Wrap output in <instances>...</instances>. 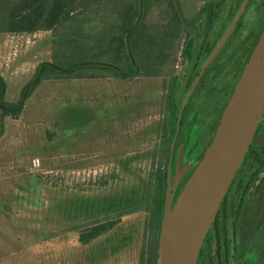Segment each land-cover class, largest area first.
<instances>
[{"label":"rangeland","instance_id":"rangeland-1","mask_svg":"<svg viewBox=\"0 0 264 264\" xmlns=\"http://www.w3.org/2000/svg\"><path fill=\"white\" fill-rule=\"evenodd\" d=\"M107 1L99 3L101 16L91 17L78 28V45L84 46L78 58L77 53L60 51L61 43L76 45L70 34L0 31V74L6 82L3 100L24 103L17 117L5 115L0 107V264H146V206L151 205L157 169L166 163L161 147L166 97L172 85L180 86L185 79L183 33L170 58L154 65L158 74L146 70L152 74L124 79L82 67L75 78L42 80L25 98L26 86L35 80L43 62L68 68L76 61L108 60L91 58L87 40L88 31L104 26L101 8L108 7L113 17L121 8L120 0ZM175 1L179 12L189 14L205 0ZM169 2L148 0L145 21L151 35L155 27L165 26V20L173 25ZM102 34L104 49L105 39L113 38L115 32ZM93 38L98 42V32ZM203 64L204 59L197 69L203 70ZM93 73L105 76L83 78ZM206 83L184 109L171 162L173 175L180 153L181 167L192 142L200 143L199 152L207 145L200 136L204 124H195L196 113H192L198 110ZM187 88L179 95L182 103ZM181 169L184 177L186 169ZM103 201L119 205L105 209L112 218L118 208L130 207L131 212L123 214L109 233L84 245L80 231L104 215L103 209L93 210L91 205Z\"/></svg>","mask_w":264,"mask_h":264},{"label":"flooded vegetation","instance_id":"flooded-vegetation-1","mask_svg":"<svg viewBox=\"0 0 264 264\" xmlns=\"http://www.w3.org/2000/svg\"><path fill=\"white\" fill-rule=\"evenodd\" d=\"M179 18L181 23L177 25L180 35H184L186 59L185 79L179 92L188 85L186 96L201 76L202 68L197 69V63L204 59L203 66L206 64L237 20L191 93L194 101L197 90L207 81L197 103L198 110L192 111L196 113L195 124H204L200 136L205 137L207 145L199 152L200 143L192 142L191 149L184 151L181 167H185L186 173L178 192L212 141L223 110L264 29V0H205L189 14L179 12ZM168 25L165 20V28ZM166 100L168 105V96ZM187 155L190 157L185 160ZM197 264H264V110L251 147L205 237Z\"/></svg>","mask_w":264,"mask_h":264},{"label":"trees","instance_id":"trees-1","mask_svg":"<svg viewBox=\"0 0 264 264\" xmlns=\"http://www.w3.org/2000/svg\"><path fill=\"white\" fill-rule=\"evenodd\" d=\"M101 0H0V31L9 33H25L36 31H56L57 33L70 34L72 40H76V45L61 43L60 51L63 54L77 53L83 51L84 46L78 45L79 27L83 28V22H87L93 16H101L99 3ZM106 2H109L106 0ZM120 9L113 11L108 7L103 9L104 15L101 20L104 26L95 32L88 31V42L91 41V58L107 57L105 62L99 61H76L68 68H62L54 62H43L37 72L35 80L26 86L25 98L38 86L42 80L65 79L78 77L77 72L82 67L98 68L102 71H109L108 74L119 78H131L132 76L158 74L154 67L162 58H170L171 52L175 48V43L180 35L179 12L176 8L175 0H170V7L173 8V25L155 27L154 35L150 34V29L145 21V9L148 0H120ZM107 5V3H106ZM108 6V5H107ZM105 10V11H104ZM109 18H107V17ZM77 27V28H76ZM92 28V26H89ZM83 31V29H82ZM113 31L115 35H110L105 39L106 44L102 49V32ZM69 32V33H68ZM98 32V42L93 38ZM152 33V32H151ZM69 36V37H70ZM91 38V39H90ZM193 45H191L192 47ZM71 50V51H70ZM146 70H150L148 72ZM104 74L93 73L83 78H102ZM179 86L175 83L171 86L168 94L167 119L163 126V139L161 147L163 154L166 153V163L162 168H158L155 175L154 193L151 198V205L146 206L149 210L147 230L148 251L146 264H157L158 260V238L161 221L164 215V200L167 188V169L171 156V144L176 131L177 118L182 102L179 99ZM6 91V82L0 74V107L5 115L17 117L21 114L24 103H6L3 100ZM173 110V111H172ZM186 111V110H185ZM89 120H86V122ZM182 123V120H181ZM176 147V143L174 149ZM174 154V150H173ZM173 157V155H172ZM113 206L110 202H96L91 205L93 210L103 209L104 215L95 217L80 231L79 240L86 245L93 240L109 233L120 222L122 215L131 212L118 208L113 218L107 215L105 209ZM121 207L123 205H120ZM136 208L141 209L137 205Z\"/></svg>","mask_w":264,"mask_h":264},{"label":"water","instance_id":"water-1","mask_svg":"<svg viewBox=\"0 0 264 264\" xmlns=\"http://www.w3.org/2000/svg\"><path fill=\"white\" fill-rule=\"evenodd\" d=\"M237 18L213 50L204 68L232 31ZM199 77L179 109L171 144L157 264H197L205 237L251 147L264 110V29L223 110L212 141L176 197L177 185L184 171L180 167V153L177 169L172 174V155L184 109Z\"/></svg>","mask_w":264,"mask_h":264}]
</instances>
